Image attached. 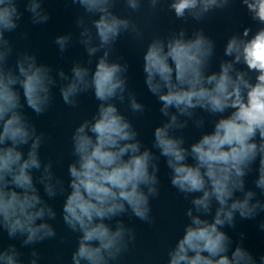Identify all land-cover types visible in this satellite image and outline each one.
Segmentation results:
<instances>
[{
	"label": "clouds",
	"instance_id": "1",
	"mask_svg": "<svg viewBox=\"0 0 264 264\" xmlns=\"http://www.w3.org/2000/svg\"><path fill=\"white\" fill-rule=\"evenodd\" d=\"M136 10L139 0H126ZM229 0H172L169 5L177 18L190 13L199 19L211 9L222 8ZM86 12L99 14L93 21L100 46L109 45L122 30H127L129 21L113 14L109 9L114 0H73ZM156 0H152L154 5ZM251 18L261 27L251 36V29L244 28L240 37L231 36L224 53L234 57L223 61L220 70L209 75L205 68L213 54L214 43L202 31L193 38L185 39L183 30L165 42L154 39L144 54L143 71L145 83L162 102L160 111L168 115L170 107L181 114L191 115L190 110L200 107L213 114L231 113L222 116L214 130L204 134L188 149L183 140L169 134L172 127H183L172 115L168 123L154 130V146L167 157L172 169L171 184L180 192L202 193L191 203L197 213H209L212 201L217 207L212 222L193 215L191 208L187 216L191 222L185 226L182 238L168 251L167 264H256L252 253L238 245L228 255L230 239L220 230L227 223L234 226V214L239 212L243 219H254L264 203L256 201L253 191L244 192L242 199L233 198L235 192L244 191L246 171L259 156V177L256 186L264 191V0H241ZM26 10L32 14L33 23L46 22L49 17L41 11L40 0H28ZM22 13L17 0H0V224L9 237L17 233L26 234L25 245L53 237L55 232L48 223L36 221L55 213L42 200L33 183L32 169L41 163L38 148L41 137L35 134L21 109L22 89L24 100L35 113L45 111L49 103V86L54 83L49 68L37 65L34 56L25 55L17 61V71L5 70L4 61L11 51L4 40L5 31L18 27ZM82 42L89 44L91 36L85 29ZM68 41L67 36H58L56 43L61 50ZM88 53L97 52V47H88ZM105 52L96 65L91 80L89 69L75 65L71 82L61 88L66 104H75L72 97L89 87L94 89L95 98L102 103L91 121L85 120L72 136L74 155L78 160L69 165L70 188L63 205V220L74 232L81 235L78 247L72 254V264H108L127 247L124 243L126 229L122 223L113 230L104 221L112 219L130 208L141 220H148L150 207L148 195L157 194V166L153 154L136 140L137 132L121 115L116 106L103 102L123 93L125 71L119 63H109ZM243 63L247 71L234 66ZM254 73V81L248 76ZM61 77L64 73L60 72ZM123 99V96L120 97ZM133 111H142L143 106L133 97ZM91 133V134H89ZM257 136L259 140H257ZM32 141L27 157L21 146ZM188 156L194 164L186 162ZM151 167V171H150ZM50 165L45 166L41 182L51 179ZM45 191L54 195L51 183H45ZM259 227L264 230V222ZM14 246L0 252V264H22ZM35 256L36 254L33 253ZM31 264H37L32 260ZM264 264V254L259 257Z\"/></svg>",
	"mask_w": 264,
	"mask_h": 264
},
{
	"label": "water",
	"instance_id": "2",
	"mask_svg": "<svg viewBox=\"0 0 264 264\" xmlns=\"http://www.w3.org/2000/svg\"><path fill=\"white\" fill-rule=\"evenodd\" d=\"M28 0H17L18 10L22 13L18 21V27L9 32H4V40L10 48L6 60L5 70L17 71V61L25 55L34 56L37 65H45L49 68V75L54 81L49 86V103L45 111L37 114L27 106L22 89L17 85L21 93V109L30 126H34L35 134L41 137L38 148V157L41 163L39 169H32L31 175L37 193L41 200L51 207L54 217L45 215L36 221L48 223L54 230L53 237L45 238L25 245L23 241L26 234H16L9 237L7 230L0 224V252L9 246H14L19 253L17 259L22 264H31L36 260L37 264H72V254L78 247V239L81 233L74 232L63 220V205L70 188L69 165L76 162L78 157L74 155L72 136L75 129L85 120L91 121L98 113L101 101L95 98L94 89L80 91L72 97L75 104H66L62 98L61 88L67 86L72 78V69L75 65L89 69L87 79L90 81L96 65L104 53L107 52L109 63H119L125 67L120 75L125 80L123 93L103 103H111L116 106L118 112L123 115L137 132L136 140L141 144V151L149 150L153 156V163L157 166L158 183L155 185L157 194H149L146 186H142L149 199V219L141 220L135 216L130 208L118 214L112 219H105L113 230L118 223H122L126 229L124 243L127 245L116 259H109L108 264H167L168 251L175 247L179 238H182L185 226L191 222L187 216V210L192 209L193 215H199L202 219L212 222L218 203L213 200L209 213H197L191 201L202 193L185 194L171 184L172 169L167 165V157L161 155L160 149L154 146V130L158 126L168 123L172 115H176L177 123L183 127H172L169 134L173 138L182 139V146L189 150L193 143L207 133L214 130V125L222 116L231 113V109L223 114H213L200 107L191 109V115L181 114L176 108L170 107L168 115H164L160 109L162 102L158 96L150 92L143 71L144 54L148 45L154 39H162L165 42L173 35H178L181 30L185 33V39L193 38L194 34L202 31L203 34L214 43L212 56L209 58L205 74L209 75L220 70L223 61H231L234 57L226 56L224 49L228 39L236 35L240 37L244 28H250L249 36L253 35L262 25L251 18V13L242 5L241 0H229L222 8H213L197 19L186 12L183 18H177L169 5L172 0H139V7L131 9L126 0H114L110 11L120 18L129 21L127 30H122L118 37L109 45L100 46L99 37L93 21L99 18V14L88 13L73 0H40L41 11L46 13L49 19L42 23H33L32 14L26 10ZM88 29L91 36L89 44L82 41L87 39L81 33ZM58 36H67L68 41L63 50L56 43ZM97 47L94 54L88 53V47ZM0 50H7L0 46ZM237 70L247 71L241 62L234 66ZM64 73L61 77L60 72ZM254 81L255 74L248 73ZM121 95L123 99H121ZM135 98L143 106L142 111H133L131 99ZM91 134V133H89ZM257 140L259 137L257 136ZM21 146L25 158L31 146ZM187 163L194 164L191 156ZM50 165L51 179L41 182L45 176V166ZM259 156L246 171L244 179V191H237L235 198L242 199L244 192L253 191L255 196L252 203L260 201L264 203V191L256 186L255 181L259 177ZM151 171V167H150ZM45 183H51L54 195L49 196L45 191ZM264 222V210H258L254 219H243L239 212L234 214V226L227 223L220 227L230 239L228 255L240 245L252 253L259 264V257L264 254V230L259 227ZM33 253L36 255L34 256ZM81 264L86 262L81 261Z\"/></svg>",
	"mask_w": 264,
	"mask_h": 264
}]
</instances>
